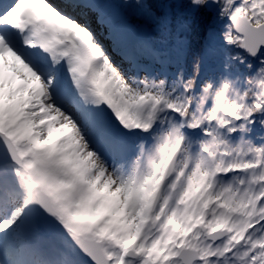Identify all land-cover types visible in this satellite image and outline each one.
Wrapping results in <instances>:
<instances>
[{"label":"snow or ice","instance_id":"obj_1","mask_svg":"<svg viewBox=\"0 0 264 264\" xmlns=\"http://www.w3.org/2000/svg\"><path fill=\"white\" fill-rule=\"evenodd\" d=\"M0 264H264V0H0Z\"/></svg>","mask_w":264,"mask_h":264}]
</instances>
